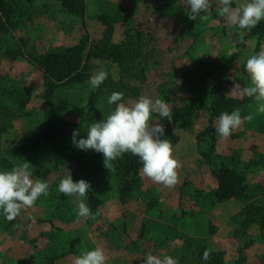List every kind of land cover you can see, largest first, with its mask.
Listing matches in <instances>:
<instances>
[{
	"label": "rangeland",
	"instance_id": "rangeland-1",
	"mask_svg": "<svg viewBox=\"0 0 264 264\" xmlns=\"http://www.w3.org/2000/svg\"><path fill=\"white\" fill-rule=\"evenodd\" d=\"M8 1L23 16L14 18L12 37L0 32V171L28 162L50 194L14 221L0 214V264H72L96 248L106 264H145L149 254L178 264H264V113L251 98L229 94L234 83H247V58L264 51V21L242 33L218 15L216 0L205 21H190L183 0H84L83 19L65 14L56 0ZM85 35L95 54L81 61L86 80L58 87L53 97L66 135L20 153L28 137L42 133L47 110L42 74L29 59L75 47ZM17 49L23 57L8 54ZM100 70L108 78L92 89L89 78ZM112 92H122L125 103L163 99L172 114L190 107L174 123L152 119L164 125L181 164L173 188L143 177L142 165L138 177L123 176L119 159L106 169L102 154L72 145L74 130L86 138L88 125L114 108L107 104ZM235 108L254 119L224 140L217 117ZM68 172L74 182L90 183L93 199L85 202L94 219H78V201L57 191ZM232 177L230 195L219 199ZM207 248L214 251L205 261Z\"/></svg>",
	"mask_w": 264,
	"mask_h": 264
},
{
	"label": "clouds",
	"instance_id": "clouds-1",
	"mask_svg": "<svg viewBox=\"0 0 264 264\" xmlns=\"http://www.w3.org/2000/svg\"><path fill=\"white\" fill-rule=\"evenodd\" d=\"M216 0L218 15L228 25L241 32H251L261 21H264V0ZM190 21H205L211 8V0H183ZM247 83L243 86L234 83L229 94L239 98H251L256 104V112L264 113V51L253 53L244 64ZM108 78L107 71L100 70L89 78L92 89H98ZM123 101L122 92H112L107 98L111 107L106 118L88 125L86 138H79L80 130H74L72 145L81 151H94L102 154L103 165L107 169L112 163L130 153L138 158L142 165L143 177L152 183L173 188L178 182L177 169L181 167L173 158V145L165 136L162 123H152L153 115L160 120L172 122L173 116L168 103L160 98L141 96L136 101ZM254 116L250 113L242 116L241 109L235 108L231 113L222 112L216 120L215 131L218 136L227 140L232 132L242 123L250 122ZM32 169V170H30ZM33 168L23 161L10 170L0 171V214L11 222L18 218L22 211L32 208L41 197H47L49 185L39 178L33 179ZM69 173V172H68ZM91 190L89 182L81 179L73 181L71 174L62 178L57 191L66 197H73L77 204L78 219H94L95 215L85 202ZM211 248L205 249L202 259H210ZM106 254L101 248L84 251L74 256L72 264H106ZM145 264H178L171 256L163 258L149 254Z\"/></svg>",
	"mask_w": 264,
	"mask_h": 264
},
{
	"label": "trees",
	"instance_id": "trees-1",
	"mask_svg": "<svg viewBox=\"0 0 264 264\" xmlns=\"http://www.w3.org/2000/svg\"><path fill=\"white\" fill-rule=\"evenodd\" d=\"M56 1L59 3L60 8L65 14L70 15L73 18L83 19L85 14L84 0ZM22 16V13L15 12V9L11 8L8 0H0V32L8 34L9 29L15 27L14 18H22ZM10 37L12 36L10 35ZM125 37H128L127 32L125 33ZM87 42L88 37L85 35L75 47L70 49L65 48L59 51H49L43 55H32L29 59V62L35 65L42 74L44 80L43 100L47 110L44 114L45 123L42 133L37 135V138L35 137L37 139L36 141L30 140L31 138L28 137V140H26V142L19 148L20 153L33 152L43 143L57 145L56 143L62 142L66 135V126L68 125V122L65 120L62 108H60L61 104L55 103L53 97L58 87H61L62 85L64 86L66 83L78 84L86 80L84 70L87 69V66H81V61L85 56L88 58L95 55L90 48L87 51ZM8 54H13V58L16 56L23 57L24 51L22 49H17L16 52L14 51L13 53L12 51H8ZM134 90L135 89L132 88L128 93L133 94ZM172 112L173 111H171V113ZM189 112L190 107H182L177 113L172 114V116L175 117H173L172 123L175 122L174 119L188 115ZM140 165L138 158L132 156L130 153L125 154L121 159L119 158L118 161V168L122 171L123 176L131 174L138 177L137 170ZM224 171L225 176L228 178L227 173H229V171ZM47 173L48 171H46L45 174ZM45 174L43 176H45ZM233 178L234 177L230 178L232 179L231 184L219 185V189L221 190H218L219 199H225L230 195L231 188H233L234 184ZM74 179L75 181H78L76 176ZM91 199H93L92 193L87 200L91 203ZM247 222L249 223V221ZM262 236H264V232H262Z\"/></svg>",
	"mask_w": 264,
	"mask_h": 264
}]
</instances>
